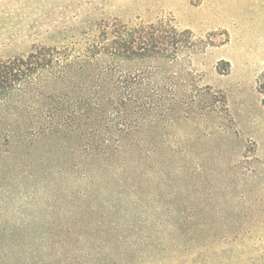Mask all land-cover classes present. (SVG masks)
Returning <instances> with one entry per match:
<instances>
[{"label": "rangeland", "instance_id": "374dc122", "mask_svg": "<svg viewBox=\"0 0 264 264\" xmlns=\"http://www.w3.org/2000/svg\"><path fill=\"white\" fill-rule=\"evenodd\" d=\"M101 17L120 18L131 24H159L178 34L187 32L189 38L183 37L186 41L176 57L161 62L165 69L162 75L172 78L175 74L181 83L192 80L196 88L209 86L211 91L224 94L231 121L218 117L216 112H203L196 105L184 112L177 108L175 113L180 115L175 129L139 135L147 141L144 147L127 148L125 154L110 161L108 171L102 170V178L95 174L100 165L86 160L85 169L103 185L115 172L120 175L117 179L126 182L123 190L113 182L108 190H113L111 196L100 197L96 188H91L86 198L70 191L60 192V188H56L59 193L53 189L49 194L40 188L16 189L15 198L0 201V264H137L138 254L123 252L125 235L110 232L112 225L135 220L136 233L145 229L142 225L150 230L152 225L142 222L145 206L129 195L159 192L158 176L176 172L182 166L184 174L175 179L190 176L188 184L170 183L165 190L169 193L188 185L205 198L200 202L190 198L189 205L197 210L209 208L205 217L189 228L211 223L213 231L201 239L203 244L214 251L217 244H223L228 250L226 256L252 257L247 264H264V102L257 91V80L264 72V0H0V59L27 52L31 43L44 40L47 32L83 28ZM226 63L229 67H224ZM137 66L142 68L145 63L138 62ZM52 148L41 143L31 150L38 160ZM26 149L19 150L17 158H29L31 150ZM68 149L65 155L68 151L71 158L72 149ZM188 149L186 156L183 152ZM76 153L81 158V153ZM136 160L143 165L134 169ZM7 178L4 176L2 182ZM46 195L51 196L49 201L54 205ZM117 203L127 211L119 213L109 208ZM183 203L179 201L177 206ZM55 208L58 213L53 212ZM60 222L67 227L88 222L90 236H100L93 231L99 227L111 255L104 254L91 263L89 252L82 251L83 262L78 263L73 253L60 250L58 244L45 246L44 235L52 228L59 231ZM14 226L22 229L19 239L12 236ZM62 232L71 248L72 235L66 234L65 227ZM33 235L35 240H30ZM191 236L189 233L188 240ZM193 245L204 248L199 243Z\"/></svg>", "mask_w": 264, "mask_h": 264}, {"label": "trees", "instance_id": "16d2710c", "mask_svg": "<svg viewBox=\"0 0 264 264\" xmlns=\"http://www.w3.org/2000/svg\"><path fill=\"white\" fill-rule=\"evenodd\" d=\"M46 35L43 38L46 41L32 42L27 52L0 59V201L15 198L14 191L21 188H40L48 194L60 188V192L70 191L83 198L89 196L91 188H96L95 192L105 197L113 192L108 191L113 188V182L122 190L127 188L126 182L117 179L120 175L115 172L103 185L101 179L85 169L86 160L100 165L95 174L102 178V170L108 171L110 161L125 154L127 148L144 147L147 141L139 135L157 129H175L180 115L178 111V116L175 113L177 108L184 112L196 105L203 112H216L218 117L231 121L224 94L211 91L209 86L196 88L192 80L181 83L175 74L172 78L162 75L165 69L161 62L176 57L186 41L183 37L189 38L187 32L178 34L159 24H131L120 18L101 17L83 28L54 30ZM138 62H144L145 66L135 67ZM225 65L229 67L228 63ZM257 91L264 102V72L257 80ZM41 143L53 148L35 160L33 150ZM65 144L71 146V158L67 156L68 151L65 155L64 150L68 149ZM22 148L33 149L27 153L29 158H17ZM76 152L81 153L83 159L77 157ZM181 152L180 148L178 153ZM183 153L187 156L189 149ZM137 161L133 162L134 169L143 165ZM122 170L125 172L126 168ZM45 174L46 177H41ZM183 174L184 166L176 172L160 174L157 184L160 193L129 195L145 206L142 222L152 226L149 230L142 225L145 229L136 233L135 220L125 224L115 222L110 232L125 235L123 252L137 253V264L252 262V257L226 256L228 250L223 244H217L215 251L212 246L203 244L201 239L213 231L211 223L194 230L189 228L205 217L209 208L197 210L189 205L190 198L198 202L205 198L199 190L188 189V185L167 193L165 187L170 183L188 184L190 176L175 179ZM4 176L8 178L3 183ZM75 188L86 189L76 191ZM50 197H45L48 202H51ZM179 201L184 202L181 207L177 206ZM53 202L50 204L54 205ZM109 208L119 213L127 211L120 203L110 204ZM53 212H57L56 208ZM16 226L11 233L13 238L19 239L22 229ZM64 227L66 234L73 237L71 248L69 241L63 238ZM93 231L100 236H90L88 222L71 227L60 222L59 231L52 228L44 235L45 246L50 242L58 244L60 250L73 253L78 263L83 262L82 251L89 252L91 263L99 261L111 252L99 227ZM189 233L192 236L188 240ZM29 239L35 240L34 235ZM194 243L204 248L201 250ZM153 245L157 248H151Z\"/></svg>", "mask_w": 264, "mask_h": 264}]
</instances>
